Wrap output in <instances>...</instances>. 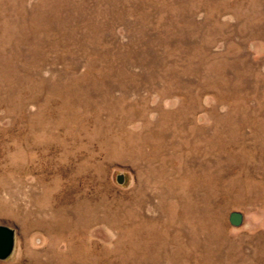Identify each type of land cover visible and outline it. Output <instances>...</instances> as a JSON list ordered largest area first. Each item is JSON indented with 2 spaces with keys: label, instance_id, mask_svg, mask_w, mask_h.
<instances>
[{
  "label": "rangeland",
  "instance_id": "rangeland-1",
  "mask_svg": "<svg viewBox=\"0 0 264 264\" xmlns=\"http://www.w3.org/2000/svg\"><path fill=\"white\" fill-rule=\"evenodd\" d=\"M0 225V264H264V0H0Z\"/></svg>",
  "mask_w": 264,
  "mask_h": 264
},
{
  "label": "water",
  "instance_id": "water-1",
  "mask_svg": "<svg viewBox=\"0 0 264 264\" xmlns=\"http://www.w3.org/2000/svg\"><path fill=\"white\" fill-rule=\"evenodd\" d=\"M242 214L239 212H232L229 216V222L233 226H239L242 222ZM14 245V231L13 229L0 225V259L6 258L12 251Z\"/></svg>",
  "mask_w": 264,
  "mask_h": 264
}]
</instances>
